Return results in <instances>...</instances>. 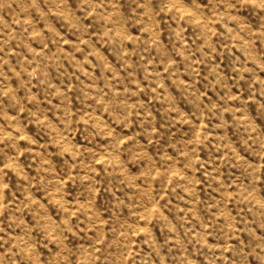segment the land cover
Segmentation results:
<instances>
[{"label":"rangeland","instance_id":"374dc122","mask_svg":"<svg viewBox=\"0 0 264 264\" xmlns=\"http://www.w3.org/2000/svg\"><path fill=\"white\" fill-rule=\"evenodd\" d=\"M0 264H264V0H0Z\"/></svg>","mask_w":264,"mask_h":264}]
</instances>
